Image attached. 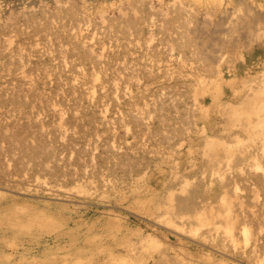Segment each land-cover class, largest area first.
<instances>
[{
  "label": "rangeland",
  "instance_id": "374dc122",
  "mask_svg": "<svg viewBox=\"0 0 264 264\" xmlns=\"http://www.w3.org/2000/svg\"><path fill=\"white\" fill-rule=\"evenodd\" d=\"M138 1L0 0V24L7 31L3 32L7 35H0V55L3 54L0 68L10 64L15 67L10 65L14 73L10 68L11 71L0 70V264H264V169L251 173L250 163L254 158L249 153L253 152L255 142L249 139L247 144L250 136L238 131L248 111L241 110L234 125L224 119L223 113L231 108V101L222 107L223 111H218L215 98L224 101L223 90L219 92L218 88L222 87L220 74L204 80L193 63H184L185 55L177 49L171 50L168 42H161L171 36L176 39V32L182 28L176 30L178 27L171 24L173 29L168 35V21L172 16L167 10L168 4L148 0L138 10L133 8ZM86 6L89 10L84 11ZM72 8L80 12L83 19L77 22L81 25L72 19ZM202 8L198 7L202 13L191 12L199 16V21L209 18ZM42 9L45 12L59 10V27L78 34L93 46V53L100 52L98 57L106 55V58L102 56L103 64H92L83 55L73 58L69 51L63 54L52 46L59 42H55L56 36L49 28L37 29L27 23L26 16H34L35 12L36 18L55 14L48 11L47 15ZM130 15L141 22L151 18L149 24L144 22L141 37L148 40L151 48L130 43L136 33L121 30ZM211 15L210 18L215 19L211 22L224 18L223 13ZM113 20L118 24L111 26ZM12 23L15 27L9 28ZM111 28L117 30V41L109 37ZM197 28L192 27L193 33ZM19 30L25 34L21 35ZM162 30L167 31L163 34ZM153 31L155 36L151 38ZM201 31L193 34L199 38L198 42L211 36V31H208L210 34L205 28ZM202 33H207V38ZM64 35L60 42L70 47ZM259 41L253 47L243 48L242 54L247 55L243 58H235V53L230 57L223 55L225 60L222 57L221 64L225 74L221 78L225 82V99L232 100L234 95L228 82H239L251 69L258 71V65L264 64V40ZM115 52L118 53L116 61L110 60L109 66L107 58ZM149 52L156 55L152 63L145 61ZM68 57L77 59L78 71L70 66L72 60ZM58 64L61 72L58 69L54 72L53 66ZM16 66L20 67L19 71ZM22 66L25 69L21 72ZM47 66L52 73L42 74ZM28 73L36 75L37 80L30 76L39 86H34ZM153 73L155 76L151 75ZM38 88H44L39 92H43L46 98L43 97V101L47 104L35 100ZM159 91L163 97L175 101L172 99L173 106L164 103V110L158 109L155 115L185 113L186 122L176 124L185 128L184 132L174 134L173 146L155 152L156 137L151 136L154 127L146 128V134L138 131L140 126L136 127L137 121L127 117V111L131 104L142 113L148 97L154 98L150 94ZM78 95L82 99H76ZM15 96H25L23 99L28 102L22 112L31 111V118L14 110L10 99ZM80 100L90 103V108L81 107L82 110ZM41 105L44 108L46 105V110L50 108L45 113L43 109L39 116ZM197 105L202 107L206 118H200L202 113L198 112L194 124L191 121L194 112L189 108ZM188 122L192 124L190 127ZM57 125L60 129L54 135L53 128ZM42 130L57 136V141H51L54 137L50 133L45 135L55 146L56 158L64 157V160L57 158L56 165L51 158V165L42 170L37 166L31 169L28 163H23L26 167L17 164L24 152L20 148L22 143L16 140L27 138L25 141L35 146ZM237 131L239 138L235 136ZM208 137L231 149L230 156L227 153L230 160L218 155L222 149L207 143ZM109 145L115 146V150L111 151ZM73 146L81 151L76 153ZM224 151L219 153L225 155ZM258 156L263 160L264 152ZM44 159L46 156L40 158ZM126 159L134 164L132 171L107 169L117 160ZM56 167L67 174L51 177L49 174ZM247 169L250 172L247 173ZM201 189H205L207 195H202ZM193 194H196L194 198Z\"/></svg>",
  "mask_w": 264,
  "mask_h": 264
},
{
  "label": "bare ground",
  "instance_id": "6f19581e",
  "mask_svg": "<svg viewBox=\"0 0 264 264\" xmlns=\"http://www.w3.org/2000/svg\"><path fill=\"white\" fill-rule=\"evenodd\" d=\"M147 2H148V0H139L138 1V5H135L134 4L135 6L133 5L134 6L133 8L134 9L141 10V7L144 6L145 3H147ZM160 3H161V5L168 4L167 5V7H168L167 10L172 15L171 18L168 21V27H167L168 35H169V33L171 35V32H172V30H171V28H172L171 24L173 25V27H175V26L178 27V28H176V30H179V28L182 27L180 32L179 31L176 32L178 34V37L176 39H173L172 36H171L169 39H166V38L161 39V42L162 43H165V42L167 43L168 42V44L171 45V46L169 45L171 47L170 48L171 50L177 49V50H179V52H181L182 55H185L186 57L184 56V63H187V64L188 63H193L192 65H194L196 67L195 69L201 74V76H202V78L204 80H208L209 78H212V77L216 76L217 74H220V76L219 75L218 76L220 78V82H221V85H222L223 88L222 87H218V88H219V92H221L220 89L223 90V100L224 101H221L220 99L219 100H216V98H215V101L218 102V104H219L218 107H217V109H218V111H223V110H221L222 107L227 106V104H229L230 101H231V104H230L231 105V108L227 112L223 113V117H224V119H228V122H232L233 125L236 123L234 120H236L237 118L238 119L240 118V117H237V116L241 115V113H240L241 110H243V112L244 111L245 112L248 111V112H246V113H248V115H246V118H244L243 121L241 119V122L242 123H241L240 127L238 126L239 127L238 129H240L238 131L244 132V133L246 132L245 135H248L247 137L250 136L249 138L246 139V143H247V141L249 139L250 140H253L255 142V144L252 143L254 145L252 147H255L254 149L252 148L253 149V152H250L251 154L249 153V155L254 158L253 160L251 159L252 162L250 163V164H252V168H251L252 171H251V173H256L255 171L256 170H259V169H264V159L263 160L261 158L259 159V156H258L260 153L264 152V64L262 66H259L258 65V67H259L258 68V71L253 72L254 70L251 69L250 70L251 73L249 75H247L248 73H246L245 75H243L242 76V79L239 82L232 83V81H230V82L227 83L228 85H230V88L233 90V94L234 95H233L232 100H227V99L224 98L225 97V95H224V92H225L224 90L225 89H224L223 84L225 82H223L222 81V78H221V76H223L225 74V72H224L225 70L222 68V66H224V65L221 64L222 61H223L222 57L224 58L226 55H229V57H230V56H232L235 53L236 54L235 55V58L236 57H239V56H242V58H243L246 55V53H244L245 55L242 54V51H244L243 48L245 49L247 46H252L253 47V45L255 44V42L257 43L259 40H261V42H262V40H264V0H228L226 2L224 0H160ZM59 7H60V5H59ZM198 7H203L202 9H204L205 14L206 13L208 14V15L206 14L205 16H208L209 18H210V15L211 14H213L211 16H214V14L216 15L217 13H223L224 14V18H222L220 20H217L216 22H214V21L211 22V20H213L214 18H212V19L210 18V20H209L208 17H207L208 19H203V20H200L199 21L198 18H197L199 16L193 15V14L198 13L200 11V10H198ZM60 8H62V6ZM86 8H87V6L84 9L83 8L82 9L84 11L89 10V9H86ZM44 9L46 10V8H44ZM44 9H42L41 11H43ZM72 9H71L72 19L75 20L76 23H80L81 22L80 20L83 19L82 17L79 16L80 15V12H77V9H74V8H72ZM45 10H44V12H45ZM61 10H63V9H61ZM48 11H50V10H48ZM48 11L45 12L47 15H48V13H47ZM101 11H103V10H101ZM193 11H194V13L192 14L191 12H193ZM196 11H198V12H196ZM50 12H52V11H50ZM35 13L37 14V12H35ZM35 13H34V16L30 14L31 16L29 15L30 16L29 18H28V16H26L27 19H28L27 20V23L29 25L34 26L37 29H39L42 26H45L46 28H49V30H51L54 33V35L56 36V38H55L56 41L55 42H59L57 44L53 43L52 46H55L56 48L58 47L59 50H60V52H62L63 54H66V52L68 54V51H69L70 54L73 55L72 56L73 58H74V55H77V56H80V57H81V55H83L84 58H86L87 60H90L89 62H91L92 64L93 63L94 64H98V65L103 64V62H104L103 60L106 58V55H104V54H103L104 56L102 55L103 57H105L104 59H103L102 56L98 57L99 54H100V52L97 53L98 55H96V52L93 53L94 52V51H92V49H94V48H92L93 46H91L89 43H87L84 39H81V37H79L78 34H74L72 32H69L68 30L64 29V27H59L58 21H57L58 20L59 10L57 12H52V13H55V14H53V15L50 14L51 16L48 15L49 17L48 16L47 17L46 16L43 17L44 15H42V17L39 16V18H42L41 19L42 21H39L38 15H37V18L35 17L36 16ZM84 13H86V12H84ZM200 13H202V12L200 11ZM83 16H84V14H83ZM86 16H88V15H86ZM43 18H46V20L43 19ZM125 18L126 17H124V19ZM72 19H71V21H72ZM85 19H88V18H85ZM117 20H119V19H117ZM117 20H113L112 23H111V26L117 25L118 24V21ZM122 20L123 19H121V21ZM77 21H80V22H77ZM149 21H151V18L144 19V21L141 22L136 17H133V16L130 15V16H127V18L125 19V22H126L125 24L126 25H124V23H122V25L124 26V28L122 27L121 30H123L126 33L128 31L133 30L136 33V35L129 42L130 43H134L135 45H139L141 47H146L148 49V48H151V46L148 43V40L147 41L141 40V37H143V34L142 33H143V30L145 29L144 28L145 27L144 24L145 23L146 24L147 23L149 24L150 23ZM193 23L196 25L195 27H194V24ZM80 25H81V23H80ZM76 26H74V27H76ZM197 26H198V28H197ZM14 27H15V24L14 23H12L9 26V28H14ZM192 27H193V29L194 28H197V30L200 31V32H198V31L196 32L195 31L194 32L195 34L196 33H198V34L201 33L202 32L201 30H203L205 28V31L206 32L211 31L210 32L211 34L208 32V34H210L211 36H209V39L208 40H201V41L198 42V39L199 38L198 37L195 38L196 36L194 37L193 31L195 29L192 30ZM76 28H78V26ZM24 29L25 28H22L23 31L26 30V29L25 30ZM163 29L165 30L166 28H163ZM5 30H6V27L0 24V35ZM176 30L174 29L173 32L175 33ZM19 31L22 32L21 35H24L25 34L23 31H21V30H19ZM116 31L117 30H115V29L113 30V28H111V32L109 34L110 35L109 37H114L116 39V41H117V38H119V37H118V33H115ZM166 31H163V34ZM6 32L7 31H5V33ZM65 32H66V34L64 35ZM10 33H11V31H10ZM10 33H8V34H10ZM150 33L152 35L151 38H153L155 36L154 31L153 32H150ZM202 34L203 35H206V38H207V36H208L207 33L206 34L205 33H202ZM4 35H7V34H4ZM62 35L65 36L66 40L69 43L67 45L68 46L70 45V47H66L65 46L66 43H61L60 42L61 39H63L62 38ZM191 35H193V36H191ZM201 37H200V39H201ZM261 44H260V49H261ZM64 47H66V49ZM262 48H264V47H262ZM0 49H1V47H0ZM33 49H34V51H37L36 48L33 47ZM255 49H256V47H255ZM252 50H253V48H252ZM257 50H259L258 49V46H257ZM103 51H105V50H103ZM103 51H102V53H104ZM190 52H191V54H190ZM253 52H255V51H253ZM31 53H33V52H31ZM105 53H106V51H105ZM250 53H252L251 50H250L249 54ZM1 55H3V54H1ZM223 55H225V56H223ZM12 56L15 57V55H12ZM12 56L10 55V57H12ZM117 56H118V53H116V52L114 54H109V57H108L109 59L107 58V60L109 62H107V61H105V62H107L109 64V66H111V64H110L111 61L110 60H115L116 61V57ZM249 56L250 55H248V57ZM62 58H64V57H62ZM68 58L72 60L71 57H68ZM155 58H156V55L154 53L149 52L148 55H147V57H146V59H145V61L147 63H152V62H154ZM64 59H66V58H64ZM75 60H77V59H75ZM75 60L73 59L70 62V66L74 70H77L78 69V62H76ZM224 60H225V58H224ZM62 61H61V57H60V62H62ZM235 61L236 60H234V62ZM0 62H1V60H0ZM18 62H19V60H18ZM227 62H228V60H227ZM19 63L21 64V62H19ZM66 63H64V64H66ZM259 63H261V61ZM10 65H8V66H10ZM226 65H228V64H226ZM1 66H4V65H1ZM8 66H5L6 68L5 67L4 68L1 67L0 70L2 68L3 69H7V70L9 68L10 69L13 68V65H11L12 68H11V66L10 67H8ZM23 66H24V64H23ZM23 66L21 68V72H22V69H25V68H23ZM25 66H26V64H25ZM48 66L45 67V68H43L44 70H42V72H41L42 74H46L47 75L49 72L52 73L51 68L49 67L50 68V70H49L48 69ZM62 66H63L62 67V71H63L64 65L62 64ZM53 67H54L53 69H55V71L54 70L53 71L56 72L57 71L56 69H58V68L60 69L61 68V65L58 64V65L53 66ZM145 67H147V66H145ZM145 67L139 68V69H144ZM18 68L20 69V67H18ZM18 68L16 66V69L17 70H18ZM13 69H12V72L14 73ZM59 69H58V71H59ZM101 69H103L102 66H101ZM106 69L107 68H105V70ZM30 70L32 71V69H30ZM18 71H16V72H18ZM43 71L44 72H47V73H43ZM1 72L2 71H0V73ZM4 72H5V70L3 71V73ZM27 72H29V71H27ZM59 72H61V71H59ZM31 74H29V76ZM35 74H38V73L36 72ZM91 74H92L91 76L93 77V72H91ZM151 75L152 76H155L154 73L151 74ZM31 76H32V78L35 77L34 79H36V75L35 76L31 75ZM31 76H30V79H32ZM32 81L34 82L33 79H32ZM32 81H31V83H32ZM38 81H39V79H38ZM33 84L36 87V85L39 84V83H37L35 85V82H34ZM34 86H32V87L35 88ZM37 86H39V85H37ZM42 86L45 87L44 83H43ZM39 89L40 88H38V91H37V89L35 90L36 91L35 94L37 95V96H35V98H36L35 100L38 99L40 102H41V100H42V102H44L45 100L43 101V97L45 95H43V92L42 91L39 92L40 90H43L44 88L43 89L41 88L40 90ZM32 90H34V89H32ZM219 92L216 94V96L219 95ZM150 95H153L154 98H153V100H150V97H148V100L145 102L144 110H143L142 113H139L136 109L133 108V106L131 104H129L130 108L127 111V114H128L127 117L129 119H131V120H136L137 121V123L135 124V126L136 127L137 126H140V127H138V131L140 130V131H142V133L146 132V128H148V127H154V129L152 130L151 136L152 137L153 136L156 137V138H154V140H155V143H154L155 149H154V151L155 152H159L164 147L173 146L172 140H173V137L175 136L174 134H176L178 132H179L178 134H180V132H184V128H185L184 125L176 126V124L178 122H180L181 124H184L186 122V120H185V113H180V112L178 113L177 111L179 109H176V112L178 113L176 116H174V115L172 116L170 114H167V115H161V114L160 115H155V113H157V112L159 113V111H157L158 109L159 110L160 109H163L164 110V108H163L165 106L164 103L165 104L167 103V105H168V103H171V105L173 106V103L174 102L172 101L173 98L172 99L170 98V100H168L169 97H163V95L160 93V91H159V93H151ZM220 95H222V93ZM24 97L20 98L19 96H15V97L12 98V100L10 99V103L13 102L14 103V106H13L14 107V110H17V111L23 113L24 116H25L28 113L25 114L22 111L26 109L25 107H26V103L28 101H26V98L23 99ZM78 98H81L80 95L76 96V99H78ZM101 98H104V97H101ZM50 99H51V101L53 100L52 98H50ZM35 100L33 99L32 101L35 102ZM6 101H7V99H6ZM46 102H44V103H46ZM101 102H102V100H101ZM103 102H104V100H103ZM13 103H11V105H13ZM80 104H81L80 108L81 107L82 108H86V107H88L90 105V103L88 104V102H84V101H81ZM36 105H37V107H39L38 104H36ZM171 105H168V106H171ZM175 106H176V104H175ZM175 106H174V108H175ZM48 107L50 108V106H48ZM46 108H47L46 105H45V108L41 105V109L40 108L38 109V113L39 114L38 113L37 114L40 116V113H42L44 111L43 109H45V111L43 113L49 111V108L47 110H46ZM89 108H90V106H89ZM176 108H180V107H177L176 106ZM52 109H53V107H52ZM87 109L88 108H86V110ZM169 109H172V107L169 108ZM199 109H200V111H199ZM12 110H13V108H12ZM82 110H84V109H82ZM82 110H81V113H84V112H82ZM189 110L192 111V112H194V119H191V121H193L194 124H195L196 123V120H197V116H198L197 114H198V112H199V114L203 112L202 111V107L201 106L198 107V105H197V106L190 107ZM28 111L29 110H27V112ZM79 111H80V109H79ZM161 111L162 110H160V112ZM30 112H29V114H30ZM168 113H169V111H168ZM29 114H28V116H29ZM34 114L36 115L35 112H34ZM173 114H176V113H173ZM242 116H241V118H242ZM244 116H245V114H244ZM29 117L31 118V116H29ZM29 117H27V118H29ZM199 117L205 119L206 118L205 112L202 113V115H199ZM213 120H215V119H213ZM150 121L152 123V126H151ZM239 124L240 123H238L237 125H239ZM188 125L190 127L192 124L190 122H188ZM233 125H231V126H233ZM59 127L60 126L57 125V126H55L53 128V130H55V132L52 131L54 133V135L56 133V130L60 129ZM139 128H141V129H139ZM238 131L235 133V136L239 138L240 135H239ZM40 133L42 134V136H39V138L36 139L38 141V143L36 145L34 144L35 146H31L29 143H27L25 141L27 138H18L16 140V141L22 143V146L20 148H23V152H24V155H21L20 158L16 161L17 164H22V165H25V167H26V164L28 163V165L31 164V167H30L31 169L33 168V166H37L41 170L43 169V167H47V166H50L51 165L50 164L51 163V158H53V160L55 161L56 165L58 164L56 162L58 156H57V158L55 156L56 155L55 154V151L56 150L54 148L55 146L52 145L53 142H51V143L49 142L50 140L51 141H55L56 140L55 137H57V136L51 135V134H53L51 132H47V133H50V135L52 137H54L53 139H50L49 141H47V138H46L47 136L45 137V135L47 133H45L43 130L41 132H39V134ZM146 133H144V134H146ZM244 133H243V135H244ZM177 136L178 135H176V137ZM213 136H216V135L214 134ZM245 137L246 136H244L243 138H245ZM208 139L209 140H207V143H210L215 148H219L218 150L222 149V150L218 151V155L219 156L220 155L222 157L223 156L224 157L227 156L229 158V156H230L229 155V151L231 150L230 148H229L230 150L227 149L226 146H224L223 144H220L219 142H217L215 139H213L211 137H208ZM249 143H251V142H249ZM55 144L57 145V143H55ZM69 146L67 147V149H70ZM64 147L65 146H63L60 149H63ZM73 147H75V146H73ZM73 147H71V149H73V150L76 149V153L81 151V150L79 151L76 147H75V149ZM248 147H249V145H248ZM24 148H26V149H24ZM115 148H116L115 146L109 145V149L111 151H114ZM146 151H147V149L144 150V153L145 154H146ZM221 151H224L225 152V155L219 153ZM60 152H61V150H60ZM62 152H63V150H62ZM65 152L66 151H64V153ZM232 152H233V150H232ZM227 153H228L229 156L227 155ZM57 154L59 155V153H57ZM42 156H46V159L40 160V158ZM77 156H78V154H77ZM62 158H64V157H62ZM62 158H61V160H64ZM127 158H129V157H127ZM26 159H27V162H25ZM219 159L221 160L222 158L219 157ZM58 160H60V159L58 158ZM229 160H230V158H229ZM23 163H26V164H23ZM67 167H65L66 170L68 169ZM133 167H134V164L129 163L127 161V159H126V160H117L116 163L114 164V166L108 167L107 169L108 170H111V172H115L118 169L121 172L128 173V172L132 171ZM52 168H54V166H52ZM59 169L61 170V168H59V167H56V170L55 169H52V172L49 175L51 177H57V176H62L63 174L64 175L67 174V172H64V170L61 172V171H59ZM249 170L247 171V173L250 172ZM68 171H70V170H68ZM69 173H71V172H69ZM71 174H68V175L69 176H72ZM250 175H252V174H250ZM246 177H247V175H246ZM257 177L259 178V176H257ZM250 180H252V179L250 178ZM258 181H260V180H258ZM253 182H254V180H253ZM263 183H264V180H263ZM199 192L202 195L203 194L204 195H207V193H205V189H201V190H199ZM193 195H194L193 196V198H194L196 196V194H193ZM230 198L231 197H229L228 199H230ZM229 202H231V201H228V203Z\"/></svg>",
  "mask_w": 264,
  "mask_h": 264
}]
</instances>
